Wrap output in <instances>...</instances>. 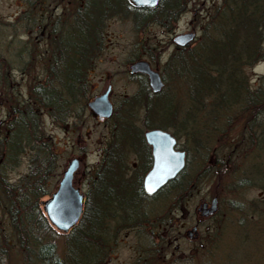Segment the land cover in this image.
Masks as SVG:
<instances>
[{
  "label": "trees",
  "instance_id": "trees-1",
  "mask_svg": "<svg viewBox=\"0 0 264 264\" xmlns=\"http://www.w3.org/2000/svg\"><path fill=\"white\" fill-rule=\"evenodd\" d=\"M23 1L27 4V10L22 18L29 21L28 27L34 28L38 18L43 25L44 20L36 15V2L42 0ZM185 2L161 0L156 8H133L127 0H75L70 4L69 25L66 26L64 21H57L51 27L48 25L47 30L55 34V39L49 49L38 53L45 64L42 65V74H37V79L29 83V97L24 96L21 105L18 98L9 101L13 113L6 127L11 131L8 134L11 147L8 148V155L13 160L8 168L16 166L24 153L29 154V165L27 173L20 176L19 181L5 182L2 212L6 231L2 238L3 245L0 243V264H4L5 256L11 258L10 252H5L11 250L12 246L21 249L25 264H97L100 261L98 249L109 242H102L100 236L112 240L117 234L112 231V224L119 218L121 221L117 227L126 219L128 227L147 229L148 214L141 218L142 212L139 210L147 204V196L140 192V180L148 166L145 162L132 166L131 175L126 157L129 146L144 144L142 131L145 128H171L176 137L191 139L194 149L199 152L196 155L202 157L201 166L211 146L217 144L216 140L226 142L230 130L240 124L242 134L238 137L248 143V149L254 152L251 157L254 156L257 163H250V159L247 169L252 178L248 180L264 187L258 169V166H264V145L260 144L261 138H264V76L252 86L245 71L256 62L264 61V0H212L210 7H206L208 10L197 44L175 51L164 67L176 87L180 86V81L184 84L180 104L188 106L185 115L179 120L175 110L169 106L163 108V93L153 96L146 85L122 100L121 107L116 108L110 118L109 140L105 143L99 162L88 167L89 185L82 215L68 231L66 251L63 247V254L58 253L55 245L57 230L49 224L40 206L41 198L48 193L46 186L57 159L51 140L41 130V112L60 126L70 123V120L82 119L87 111V101L91 98L87 74L102 50L108 19L116 16L130 19L136 32L148 22L169 27L184 10ZM77 18L84 22L82 31L72 23ZM68 30L77 35L79 32L85 33L87 40H78L79 43L64 41L61 33ZM23 41L18 44L16 55L20 70L27 67L26 62L20 63L18 58L26 55L32 62L31 58L36 52L35 45H21ZM2 64L0 61V85L2 81L9 82ZM164 113L169 117H163ZM196 115L199 116L200 127L193 129L189 121L194 120ZM200 128L206 130L203 141L196 136ZM238 137L232 144L242 145ZM183 149L189 153L187 145ZM200 166L195 170L188 163L163 188V199L174 203V209L184 208L192 189H196L197 184L208 177L207 170L200 169ZM209 166L211 172L216 173L223 168V163ZM234 207L237 208L236 205ZM245 210L249 214L251 209L246 207ZM218 213L210 219L215 220ZM175 215L168 208L165 218L161 217L153 224L170 226L175 221ZM208 228L213 230L218 226L214 221ZM209 234L205 235L206 239H211L208 243L213 245L206 246L208 240L203 242L201 247L204 250L219 247L218 238L208 237ZM77 235L81 236L82 241L89 239L93 246H79L77 250L80 255L73 251V261L71 243L78 244L77 240H73Z\"/></svg>",
  "mask_w": 264,
  "mask_h": 264
},
{
  "label": "rangeland",
  "instance_id": "rangeland-1",
  "mask_svg": "<svg viewBox=\"0 0 264 264\" xmlns=\"http://www.w3.org/2000/svg\"><path fill=\"white\" fill-rule=\"evenodd\" d=\"M50 1H53L54 6L57 3L58 5L60 3L63 5V1L65 4L67 2V0ZM211 4L212 0H186L184 10L172 21L171 26L162 27L157 23H151L140 32L134 30V26L129 19L122 20L117 16L108 19L104 28L105 36L102 50L87 74L91 99L105 90L108 84H111L110 100L115 108L121 107L122 100L131 95L136 89L135 83L128 80L127 75L124 73L132 58L137 55L140 58L148 59L149 55H151L154 57L152 62L159 63L160 60L167 58L169 52L173 49L171 38L174 34L191 30V27H194L197 32V40L193 45L195 46L199 40L201 24L205 20L208 10L206 7H210ZM26 10L27 4L23 0H0V61L4 63L2 64V69L8 74L9 82L7 87L15 92V95L20 100V105L24 101V96L29 97V83L37 79V74H42V65H45L41 60V55H37L36 52L35 56L31 58L32 62L29 61L30 58L26 55H22L20 59L18 58L20 63L22 61L26 62V70H20V65L16 61L17 46L21 40H24L21 45H33L32 35L35 30L33 28L30 29L28 27L29 21L22 18V14ZM10 22L13 24L5 25ZM44 39L46 41L45 47H47L48 39ZM38 52H40V49ZM164 67L166 85L161 106L163 108L169 106L172 110H175L176 116L180 120L185 115L188 107L180 104L184 84L180 81V86L176 87ZM245 71L250 84L252 86L258 84V81L264 76V61L256 62L246 68ZM162 116L169 117L165 113ZM111 122V120H98L89 109L82 115L81 120H70V123L63 126L55 124L47 114L41 115L40 125L43 133L46 137L49 136L48 140H51L52 147L57 155L56 163L52 168L51 176L46 186L48 193L42 197L43 199H46L55 191L67 163L73 157H77L80 161L79 167L74 173L73 184L79 187L82 192L87 190L89 185L87 176L90 171L88 167L94 162L97 163L100 159L105 143L109 140ZM198 124L199 116L197 117V115L194 120L190 119L189 121L190 128H197ZM168 129L172 131L171 128ZM205 131V129H198L196 133L198 140H204ZM241 134V125L236 124L230 130L226 142L220 139L216 140L217 144L215 147L214 145L211 146L206 154L205 162L201 166L202 157L201 155H196L199 152L194 149L192 140L188 141L185 136L178 137L179 145L182 147L187 145L189 149V153H187L190 167L195 170L199 166L200 169H206L208 177L198 183L196 189H192L184 208L181 207L176 210L174 209V203L171 204L167 199L164 200L163 198H153L151 202L149 201L148 207L152 210H150L152 214L148 213L147 215V229L120 228L112 240L104 239L103 235L100 236L103 241L105 240V243L109 242L98 249L100 261L97 264H264V187L257 185L255 182L251 183L250 180L241 181L242 174H237L234 179L236 173H240L245 169L243 164L249 167L250 159V163H256V158L254 156L251 157L254 153L253 150L248 149V143H244L245 140L238 137ZM236 137L239 138V142L242 145L232 144L233 140H237ZM261 139L260 144L264 145V138ZM28 159V153L21 155L18 164L12 172L14 177H22L27 173ZM218 163H223V168L220 170L218 167L219 170L216 173L211 172L209 165ZM258 169L264 182V166H258ZM246 176L248 179L252 178L249 172L244 174V177ZM212 195H217L220 199L219 213L215 220L213 218V220L203 218L196 212L200 203L204 200H210ZM235 205L237 208L234 207ZM161 206L164 207L162 208ZM246 207L256 210L258 213H252L250 210L248 214L245 210ZM168 208H171V211L176 213L175 221L170 229L176 231L177 228L181 229L184 227L182 230L184 233L197 222L198 231L202 237L200 241L193 245V242L184 236L177 241L178 248H175V242L171 243L170 247L165 246L161 242L162 232L159 230L157 232L152 231L157 230L159 224L153 223L161 217L165 218ZM169 215L172 214L169 213ZM214 221L218 229H209L211 232L206 231L207 226L209 225L208 227H210V224ZM117 224H120V222L116 221L112 225L116 226ZM56 232L57 241L55 245L58 253L63 254V247L64 251H66L65 238L69 236V232L62 233L60 230ZM206 234H209L208 237H217L219 247L204 250V247L201 246L203 242L208 240L206 239ZM73 240H77L78 244L71 243V254L73 251H77V254L80 255L77 250L79 246H88L90 248L93 246L88 241L89 239L82 241L79 235L75 236ZM209 241L211 239L207 243ZM208 245H213V243L206 244V246ZM161 246L164 252L161 250ZM143 248L144 252L141 254ZM193 248L197 250L192 252L191 249ZM81 250L83 252V248ZM9 252L11 258L8 259L5 256L3 258L4 264H12V262L13 264L26 263L23 258V252L18 247L12 246L11 250L5 253ZM214 253L215 258L212 257ZM72 260L75 261L74 253L72 254Z\"/></svg>",
  "mask_w": 264,
  "mask_h": 264
},
{
  "label": "flooded vegetation",
  "instance_id": "flooded-vegetation-1",
  "mask_svg": "<svg viewBox=\"0 0 264 264\" xmlns=\"http://www.w3.org/2000/svg\"><path fill=\"white\" fill-rule=\"evenodd\" d=\"M75 2V0H67L66 4L63 1V5L62 3H60L58 5V3L54 6L53 1L50 0H42L37 1L36 2V7L38 8V13L36 12V15L40 16L42 21H43V25L40 24V19H36V24L35 27L33 28L34 33L32 35V42L33 45H35V49H36V53L38 54L39 49L41 50H47L49 49L53 44H54V39H55V34H52L51 32H49L47 30L48 25L53 26L56 24L57 21H64L63 23L67 25H69L68 23V17H69V9L71 7V3ZM132 7V6H131ZM134 8V7H133ZM148 8V7H146ZM176 18V17H175ZM174 18V19H175ZM122 20H124L122 18ZM150 25V22H148L146 24V26L148 27ZM47 30V33H46ZM191 30H195L194 27H191ZM54 37V38H53ZM44 38L48 39V46H46V41ZM171 42H172V38H171ZM179 51L180 48L177 47H173V49H171V51L169 52V56L167 58H165L164 60H160L159 63L155 62L153 63L152 60L154 59L153 56L149 55L148 59H145L148 62V65L154 69L157 70L160 73L161 79L163 81V83L165 82V76H164V72H163V67L168 63V59L170 57V55L174 52V51ZM138 60V59H137ZM136 61V59H132L129 64L127 65V69L124 72L127 75L128 80H130L131 82L135 83L136 85V89L134 90V92L132 94H136L140 88L144 87L146 85L147 89L150 91L151 95H159L160 93H162L163 89L160 92L157 93H153L149 87V82H148V74L144 73V72H129L128 71V67L130 66V64L132 62ZM161 62V63H160ZM145 79L143 81V78ZM7 83L8 82H3L0 85V243L1 245H3V237H5V231H6V226H5V215L2 212V208H3V199L5 198V188H6V181H8L9 183H13L16 181L20 180V177L13 176V170L15 169L16 166H12V168H8V164L9 162H11L13 159H11L8 155V148L10 147V140L8 139V134L11 133L10 130H8V128L6 127V122L8 120V118L12 117V113H13V106L12 104H10L9 100L13 99V98H17V96L15 95V92L11 91V89H9L7 87ZM165 85V83H164ZM107 87L112 89V85L108 84ZM164 88V87H163ZM131 94V95H132ZM42 114H44L45 112H41ZM41 114V115H42ZM66 125V124H63ZM41 126V125H40ZM159 128V127H157ZM42 130V128H41ZM43 131V130H42ZM147 130H144L142 132V140L144 142L143 145L141 146H129L127 149V164L129 166V168L131 169V175H132V166L136 167L138 165H140L142 162H145V164L148 166L147 170L143 173L142 178L140 180V192L143 193V195L147 196V204L144 205V207L140 208V213L142 214V216H140L141 218L147 213L150 212V208L148 207V202L153 199V198H160L162 195V190L163 187L158 189L155 193L153 194H147L144 190L143 187V179H144V175L146 174V172L151 168L152 163H153V155H152V146L146 142V138L144 136L145 132ZM49 139V136L47 137ZM176 149H181L179 147H177ZM12 151V150H11ZM8 157L10 159H8ZM2 216H4V218H2ZM118 222H120V218L119 220H117ZM122 224L124 225H120L121 227H117L114 225V230L115 232H118V230L121 228H128V229H133L131 227H128L129 224L128 220L123 219L122 220ZM173 225L167 226V225H159V227L157 228V230H152V231H161V242L165 244V246L170 247L171 243L175 242V248H178L179 245L177 243V241H179V238H183L184 236H187L192 242L193 245L196 244L197 241H199V239L201 238L200 233L198 231V223H196L195 225H193V230L191 232H189L190 230H186L183 233V228H177V230H172L170 228H172ZM145 227V226H144ZM208 228V227H207ZM185 230V229H184ZM151 231V230H149ZM207 231L211 232L209 230V228L207 229ZM100 232H102V230H100ZM102 236V235H101ZM101 238V237H100ZM102 242L103 240L100 239ZM114 244V243H112ZM137 249V246H136ZM161 250H163V247L161 246ZM197 250L196 248L191 249V251H195ZM144 252V248L143 251L141 252V254ZM164 252V250H163ZM191 252V253H192ZM140 253V252H139ZM168 253V251H167ZM183 253V252H181ZM142 256V255H141ZM140 256V257H141Z\"/></svg>",
  "mask_w": 264,
  "mask_h": 264
},
{
  "label": "water",
  "instance_id": "water-1",
  "mask_svg": "<svg viewBox=\"0 0 264 264\" xmlns=\"http://www.w3.org/2000/svg\"><path fill=\"white\" fill-rule=\"evenodd\" d=\"M135 5H147L155 7L159 0H130ZM194 38V33H181L174 37V42L183 46ZM145 72L148 74V82L152 92L161 90L163 82L158 71L149 67L145 60H138L131 64L130 72ZM109 89L95 96L88 102L90 110L99 117H110L113 112V105L108 97ZM145 138L152 145L153 164L146 173L143 180V187L148 194L154 193L157 189L164 186L169 180L173 179L184 167V151L174 148L176 139L171 132L159 128L147 130ZM79 160L71 159L59 181V186L52 193L51 197L43 202L44 211L50 222L57 228L67 231L79 220L83 195L79 188L72 184L73 174L78 168ZM217 200L213 198L210 207L202 203L199 207L203 215L213 213L217 207Z\"/></svg>",
  "mask_w": 264,
  "mask_h": 264
},
{
  "label": "bare ground",
  "instance_id": "bare-ground-1",
  "mask_svg": "<svg viewBox=\"0 0 264 264\" xmlns=\"http://www.w3.org/2000/svg\"><path fill=\"white\" fill-rule=\"evenodd\" d=\"M72 23L79 30L82 31L84 29V26H85L84 22H82L80 18L74 19ZM146 28H147V26H144V27L140 28L138 31L139 32L143 31ZM61 38H63L64 41L66 40L68 43H71L72 41H75V42L79 43L78 40L86 41L87 40V35H85V33H82V32H79L78 35H77V34L73 33L72 31L68 30V31H65L64 33H61ZM94 42L97 44L96 41H94Z\"/></svg>",
  "mask_w": 264,
  "mask_h": 264
}]
</instances>
